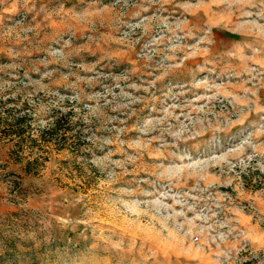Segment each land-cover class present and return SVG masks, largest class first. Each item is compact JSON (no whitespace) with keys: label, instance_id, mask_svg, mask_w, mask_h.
Returning <instances> with one entry per match:
<instances>
[{"label":"rangeland","instance_id":"374dc122","mask_svg":"<svg viewBox=\"0 0 264 264\" xmlns=\"http://www.w3.org/2000/svg\"><path fill=\"white\" fill-rule=\"evenodd\" d=\"M0 126V264H264V0H0Z\"/></svg>","mask_w":264,"mask_h":264},{"label":"trees","instance_id":"16d2710c","mask_svg":"<svg viewBox=\"0 0 264 264\" xmlns=\"http://www.w3.org/2000/svg\"><path fill=\"white\" fill-rule=\"evenodd\" d=\"M1 127H2V126H0V130H1ZM5 129H6V128H4V130H5ZM0 134L2 135L3 132L0 131ZM15 134H16V133H15ZM7 135L10 136V135H13V133H11V134L9 133V134H7ZM7 135L5 134V135H3V136H7ZM245 264H251V263H250V262H249V263L247 262V263H245Z\"/></svg>","mask_w":264,"mask_h":264}]
</instances>
